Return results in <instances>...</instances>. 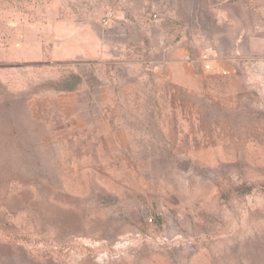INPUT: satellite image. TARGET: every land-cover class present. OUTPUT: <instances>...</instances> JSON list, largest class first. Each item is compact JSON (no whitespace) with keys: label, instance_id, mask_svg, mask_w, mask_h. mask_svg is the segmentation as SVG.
Returning a JSON list of instances; mask_svg holds the SVG:
<instances>
[{"label":"rangeland","instance_id":"obj_1","mask_svg":"<svg viewBox=\"0 0 264 264\" xmlns=\"http://www.w3.org/2000/svg\"><path fill=\"white\" fill-rule=\"evenodd\" d=\"M0 264H264V0H0Z\"/></svg>","mask_w":264,"mask_h":264},{"label":"built area","instance_id":"obj_2","mask_svg":"<svg viewBox=\"0 0 264 264\" xmlns=\"http://www.w3.org/2000/svg\"><path fill=\"white\" fill-rule=\"evenodd\" d=\"M205 66L207 69H210V64L207 63V64H205Z\"/></svg>","mask_w":264,"mask_h":264}]
</instances>
